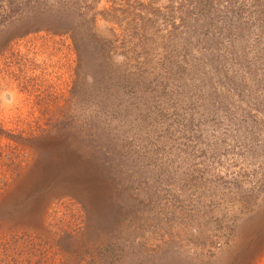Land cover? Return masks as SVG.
Segmentation results:
<instances>
[{
	"label": "rangeland",
	"instance_id": "374dc122",
	"mask_svg": "<svg viewBox=\"0 0 264 264\" xmlns=\"http://www.w3.org/2000/svg\"><path fill=\"white\" fill-rule=\"evenodd\" d=\"M0 0V264H264V0Z\"/></svg>",
	"mask_w": 264,
	"mask_h": 264
},
{
	"label": "trees",
	"instance_id": "16d2710c",
	"mask_svg": "<svg viewBox=\"0 0 264 264\" xmlns=\"http://www.w3.org/2000/svg\"><path fill=\"white\" fill-rule=\"evenodd\" d=\"M62 3H64L63 0H62Z\"/></svg>",
	"mask_w": 264,
	"mask_h": 264
}]
</instances>
